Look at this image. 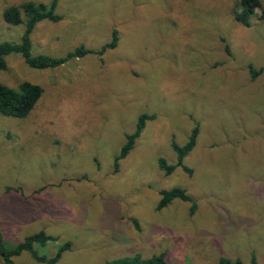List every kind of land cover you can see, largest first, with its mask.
<instances>
[{
    "label": "rangeland",
    "instance_id": "rangeland-1",
    "mask_svg": "<svg viewBox=\"0 0 264 264\" xmlns=\"http://www.w3.org/2000/svg\"><path fill=\"white\" fill-rule=\"evenodd\" d=\"M0 0V44L21 43L26 28L5 11L27 2ZM251 25L240 0H59V22L38 23L32 55L63 58L38 70L21 54L6 57L0 84L24 82L43 94L26 118L0 113V230L7 247L30 235L58 264H107L136 254L166 264H264V0ZM114 49L99 52L113 40ZM97 53V54H95ZM141 115L150 116L134 149L115 159ZM197 144L178 164L175 142ZM177 165L172 174L159 160ZM180 188L195 203L162 193ZM15 264H48L28 252ZM0 264L2 260L0 258Z\"/></svg>",
    "mask_w": 264,
    "mask_h": 264
},
{
    "label": "trees",
    "instance_id": "trees-1",
    "mask_svg": "<svg viewBox=\"0 0 264 264\" xmlns=\"http://www.w3.org/2000/svg\"><path fill=\"white\" fill-rule=\"evenodd\" d=\"M59 0H52L51 3H35L27 2L20 6H12L8 8L4 13L5 21L12 26H19L25 22L26 28L22 37V42L4 43L0 44V70H6V57L18 53L23 56L28 66L38 70L54 69L58 68L72 59L82 58L89 53L83 47L76 49L75 51L67 54L63 58H54L50 56H33L32 39L31 36L36 25L42 21L48 20L51 22H59L62 17L55 13ZM262 6L260 0H240V11L235 15L236 20L242 25L248 27L251 25V20L255 14V11ZM118 35L117 32H113V40L110 44L106 45L99 54H103L108 49H114L117 47ZM97 54V53H95ZM249 71L252 80H256L263 74L264 69L256 70L250 66ZM43 94L41 87L29 82H24L19 90H14L0 84V113L4 116L14 118H26L37 105ZM151 117L147 115H141L139 117L136 130L132 134L126 135V143L124 144L120 154L115 159V170H118L120 161L125 159L131 151L134 149L136 141L140 138L143 130L145 129L146 122ZM199 136V128L195 127L186 145L179 146L175 142L172 144L173 150L177 153L178 164L184 171L191 174L192 171L184 166L183 161L185 157L195 148L197 139ZM159 167L166 174H172L177 165H170L165 159L159 160ZM174 200H180L183 202L192 203L194 205L191 209L192 213L195 212L196 206L186 191L180 188H175L171 191H165L162 193V199L159 203V209L166 208ZM54 240L52 237L47 236L44 232H39L28 236L25 240L14 247H7L4 241L3 233L0 230V258L3 264H15L14 258L20 256L23 252H28L36 261L48 264H58L65 251L69 249L70 245L61 246L58 249L56 256L53 259L39 256L35 251V245L46 246L50 241ZM221 264H242L241 261L235 263L228 259H221ZM107 264H166L165 256L159 255L149 259H144L141 255L136 254L130 257H122L108 261ZM250 264H259L255 255H252Z\"/></svg>",
    "mask_w": 264,
    "mask_h": 264
}]
</instances>
